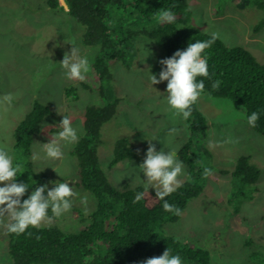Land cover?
<instances>
[{
	"label": "rangeland",
	"instance_id": "rangeland-1",
	"mask_svg": "<svg viewBox=\"0 0 264 264\" xmlns=\"http://www.w3.org/2000/svg\"><path fill=\"white\" fill-rule=\"evenodd\" d=\"M188 1L192 26L206 33H218L228 46L243 47L264 64V28L255 32V26L264 18V10L257 2L264 4V0ZM60 4L63 9H53L49 0H0V97L8 94L13 97L7 111L0 107V147H5L13 157V164L20 166L17 182L30 187L23 157L13 148L14 130L35 101L50 107L52 114L45 117L32 143V156L38 153L41 157L33 160L31 156L32 169L48 174L49 190L57 182H66L79 196L73 199L68 213L41 227L78 232L84 227L81 215L88 217L96 208V200L75 186L78 169L71 151L77 143L62 146L61 160L46 158L40 144L49 143L51 136L60 131L63 116L72 120L80 139L85 133L87 108L104 105L105 101L92 70L84 81L69 80L60 65L72 46L88 58L91 68L99 53V47L83 43L84 26L69 15L64 0ZM129 50L131 55L112 68L109 85L119 102L116 115L101 129L98 148L101 166L110 183L120 190L145 187L147 178L138 168L146 158L149 140L157 151H176L179 160V151L191 140L202 163L213 166V175L201 178L202 194L188 203L178 222L161 223V231L192 247L210 251L213 264H264V135L248 124L244 107L207 93L198 102L208 120L206 137L193 133L188 120L173 117L166 99L167 82L156 85L150 82V74L159 79L162 70L159 61L166 56L164 49L148 37L137 36L131 40ZM70 87L76 89L77 98L67 95ZM120 139H126L137 154L134 159L124 158L112 165L115 145ZM242 156H250L251 162L261 169L256 183L243 184L232 173L223 174L224 170L232 171ZM181 179L182 184L190 179L186 165ZM149 190L156 192L154 188ZM84 197L86 203L82 202ZM6 223L7 219L0 224V264H12ZM254 252L258 253L257 258ZM147 259L132 264H145Z\"/></svg>",
	"mask_w": 264,
	"mask_h": 264
},
{
	"label": "trees",
	"instance_id": "trees-1",
	"mask_svg": "<svg viewBox=\"0 0 264 264\" xmlns=\"http://www.w3.org/2000/svg\"><path fill=\"white\" fill-rule=\"evenodd\" d=\"M64 1L69 15L85 28L83 43L99 47L92 73L100 82L97 88L105 104L87 108L85 133L71 151L78 169L75 186L94 196L96 208L88 217L81 215L84 227L78 232H64L59 227L48 226L29 228L19 235L8 231L12 264H132L143 258L159 257L168 248L172 255L181 257L182 263L213 264L210 251L192 247L161 231V223L178 222L182 215L166 212L162 206L164 201L158 200L154 191L145 192L143 186L117 189L106 176L98 154L101 129L116 115L119 102L109 85L113 78L112 68L118 61H124L128 54L131 55V40L137 36L150 38L164 49L166 59L178 50H185L190 43L211 39V34L191 25L192 12L188 0ZM49 5L53 9H63L60 0H49ZM257 5L264 10L263 2H257ZM163 8H171L175 13L174 23L162 24L157 20V12ZM263 28L264 18L255 26V32ZM204 55L208 60L209 78H197L205 83L204 93L244 107L246 119L258 111L260 119L257 126L251 128L264 135V64L257 62L243 47H230L221 38ZM216 81L221 83L214 90L212 85ZM66 92L77 98L74 87ZM108 98L110 101L107 102ZM51 114L50 107L35 101L14 130V151L23 157L32 183L22 199H27L38 185L49 183L48 174L36 173L32 169L31 147L35 135L40 132L41 123ZM187 120L193 133L206 137L208 120L198 103L193 106L192 116ZM205 153L209 154V151L205 150ZM114 154L112 165L124 158L134 159L137 150L130 147L126 139H120L116 142ZM179 157L188 167L190 179L166 200L183 213L188 203L203 192V169L214 168L202 163L201 155L194 151L191 140L179 151ZM222 172L232 173V177L243 184L256 183L261 175V169L251 162L250 156L240 157L232 171ZM19 176L18 173L17 179ZM139 192H145V197L134 202ZM253 256L257 258L258 253L254 252Z\"/></svg>",
	"mask_w": 264,
	"mask_h": 264
},
{
	"label": "clouds",
	"instance_id": "clouds-1",
	"mask_svg": "<svg viewBox=\"0 0 264 264\" xmlns=\"http://www.w3.org/2000/svg\"><path fill=\"white\" fill-rule=\"evenodd\" d=\"M156 18L162 24L174 23L176 15L171 8L166 10L163 8L157 12ZM218 38V33H212L209 40L190 43L185 50H178L172 57L159 61L162 65L159 79L156 75L150 74L152 85L167 82L166 99L173 110L174 118L182 116L187 120L192 116L193 106L198 103L205 92L204 81L197 78H209L208 60L204 54ZM60 65L65 69L69 80L84 81L92 70L88 58L81 56L80 50L75 46H72L70 53H65ZM220 83V81L214 82L212 88L218 89ZM12 101L11 94L0 97V107L7 111ZM259 119L260 113L252 112L247 117V122L254 128ZM59 129L56 135L51 136L49 143L40 144L46 158L63 159L62 146L79 141L78 129L73 127L69 117L63 116ZM172 131L174 132L175 129ZM149 141L146 158L138 168L140 173L147 178V182L143 181L145 192L154 188L156 198L164 201L163 209L180 216L183 214L182 210L167 202L166 197L182 186L181 177L184 175V164L179 160L176 151H157L156 146L151 143V140ZM40 158L38 153L32 156L33 160ZM20 171V166L13 164V157L6 148L0 147V184L4 185L0 187V224L7 219L8 223L4 226L10 233L19 235L29 228H39L46 223L50 224L53 218L61 217L72 209L73 199L78 197L79 193L75 192L66 182L55 183L51 190L47 184L38 185L27 199H22L28 192L29 185L17 182V175ZM212 175L213 171L210 168L203 169L204 178L207 179ZM145 192L137 193L134 202L144 199ZM86 201L87 197H84L82 202L86 203ZM145 264H182V259L179 255H172L168 248L161 256L147 259Z\"/></svg>",
	"mask_w": 264,
	"mask_h": 264
}]
</instances>
